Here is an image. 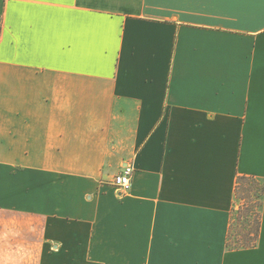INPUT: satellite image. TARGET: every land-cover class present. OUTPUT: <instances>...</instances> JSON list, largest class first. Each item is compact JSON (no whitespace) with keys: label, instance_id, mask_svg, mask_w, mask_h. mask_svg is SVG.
<instances>
[{"label":"crops","instance_id":"1","mask_svg":"<svg viewBox=\"0 0 264 264\" xmlns=\"http://www.w3.org/2000/svg\"><path fill=\"white\" fill-rule=\"evenodd\" d=\"M0 31V264H264V194L229 246L264 182V0H0Z\"/></svg>","mask_w":264,"mask_h":264},{"label":"rangeland","instance_id":"2","mask_svg":"<svg viewBox=\"0 0 264 264\" xmlns=\"http://www.w3.org/2000/svg\"><path fill=\"white\" fill-rule=\"evenodd\" d=\"M238 190L236 194V198L234 201V207H233V214H234V225L232 227V241L236 239L238 236H243V233H247L248 235H252L255 231L253 223V218H251V214L248 213V209H254L257 205V196L253 193L256 191V187L262 186L264 182L260 180H253V179H241L239 181ZM254 199H256L254 201ZM254 201V202H253ZM249 207V208H247ZM244 211L243 218L240 219L238 217V210ZM244 209V210H242ZM247 215V216H246ZM249 220H251V223H249Z\"/></svg>","mask_w":264,"mask_h":264},{"label":"trees","instance_id":"3","mask_svg":"<svg viewBox=\"0 0 264 264\" xmlns=\"http://www.w3.org/2000/svg\"><path fill=\"white\" fill-rule=\"evenodd\" d=\"M241 179H253V180H256L255 178H250V177H240L238 179V182H237V187H236V194H237V190H238V185H239V181ZM256 196H257V205L255 206V208L253 209H250L249 208L247 211L248 213L251 214V218H253V223L251 224L252 226L254 225V233L252 235H250V233L248 235H246L247 233H243V236H238L236 237V239L234 241H232V236H230V244L229 246L231 248H234V249H242V248H251V247H254L256 246L257 244V241H258V238H259V232H260V229H261V206H262V199H263V194H264V183L262 186H258L256 187V191L253 192ZM256 199H254L255 201ZM253 201V202H254ZM256 202V201H255ZM244 210V209H242ZM244 216V211H241L238 210V217L243 218ZM247 216V215H246ZM234 214L232 215V227L234 225ZM249 223H251V220H249Z\"/></svg>","mask_w":264,"mask_h":264},{"label":"built area","instance_id":"4","mask_svg":"<svg viewBox=\"0 0 264 264\" xmlns=\"http://www.w3.org/2000/svg\"><path fill=\"white\" fill-rule=\"evenodd\" d=\"M1 38V31H0ZM135 172V168L133 165L127 164L122 172L115 176L111 181L113 186L118 190V192L122 195L127 190H129L132 184V178Z\"/></svg>","mask_w":264,"mask_h":264}]
</instances>
